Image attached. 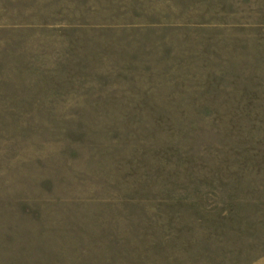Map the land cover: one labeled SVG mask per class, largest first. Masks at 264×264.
<instances>
[{"label":"rangeland","instance_id":"1","mask_svg":"<svg viewBox=\"0 0 264 264\" xmlns=\"http://www.w3.org/2000/svg\"><path fill=\"white\" fill-rule=\"evenodd\" d=\"M0 264H264V0H0Z\"/></svg>","mask_w":264,"mask_h":264}]
</instances>
